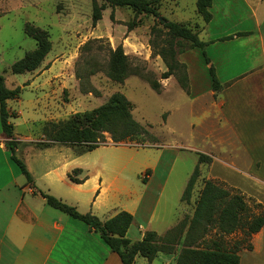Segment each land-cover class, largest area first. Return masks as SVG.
I'll return each instance as SVG.
<instances>
[{
	"label": "rangeland",
	"instance_id": "374dc122",
	"mask_svg": "<svg viewBox=\"0 0 264 264\" xmlns=\"http://www.w3.org/2000/svg\"><path fill=\"white\" fill-rule=\"evenodd\" d=\"M195 1H178L179 19H168L173 6L167 0L161 1L156 11L175 23L190 21L188 26L192 27L197 15ZM224 1L218 0L220 7H224ZM227 1L230 17L245 13L239 5L240 0ZM96 2L102 5L104 1ZM0 5V9L5 7L0 11V75L7 80L10 77L16 88L22 89L18 100L11 102V108L21 113L17 118L10 117L17 134L30 135L32 122L44 119L46 122L65 121L74 114L90 112L103 105L114 93L127 98L133 119L144 128L141 137L120 143L112 142L110 135L105 134L104 146L82 157H77L71 148L58 145L55 150L47 151L49 154L44 153L49 163L65 158L69 164L82 169L84 176L87 169H99L102 182L129 191V195L116 197L121 208L143 196L147 171L154 173V180L167 178L156 213L159 220L163 219L164 228L173 225L174 218L181 212V195L197 166V154H203L211 161L198 166L199 178L189 203H183L188 213L182 219L191 217L195 201L207 180L242 196L252 214L264 215V189L240 175L238 169L243 161V151L228 136L230 134L219 114L220 91L210 94V64H206L205 57L213 55L220 45L210 47L207 52L205 47L203 51L190 49L177 55L176 61L185 66L187 76L188 86L183 90L178 81L179 72L167 79L162 78L167 68L158 52L167 30L152 16H136L130 8L112 11L106 7L101 20L93 25L92 0H0ZM222 23L224 21L218 13L214 27ZM33 29L47 35L50 50L36 70L13 74L11 66L26 53L37 49L38 43L26 34V30ZM198 38L203 37L198 35ZM184 46L188 47V43ZM117 49L122 50L128 61V75L122 82L111 79L106 72L109 54ZM232 54L237 56L235 50ZM28 73L31 76L36 73L44 75L37 80ZM77 74L85 79L83 88ZM228 75L218 70L216 79L221 86ZM154 82L160 85L157 91L151 86ZM36 99L37 110L33 108ZM41 134L35 137L39 138ZM44 155L37 153L33 158H27L24 153L15 152L25 166L30 165L37 172L39 163L44 162ZM14 168L19 171L16 166ZM68 194H71V188H68ZM185 231L186 228L178 244H174L175 239L170 243L175 245V252L171 254L175 258L184 246ZM252 238L246 241L241 232L224 237L231 248L242 240L238 252L240 264H264V233L256 242L255 252ZM249 245L251 250H248ZM159 254L164 253L160 252L156 257Z\"/></svg>",
	"mask_w": 264,
	"mask_h": 264
},
{
	"label": "crops",
	"instance_id": "0c3cea01",
	"mask_svg": "<svg viewBox=\"0 0 264 264\" xmlns=\"http://www.w3.org/2000/svg\"><path fill=\"white\" fill-rule=\"evenodd\" d=\"M167 1L173 6L168 13V19H179V0ZM3 3L2 1L1 5ZM228 5L227 0L224 1V7L219 6L218 0H213L209 9L210 21L204 24L196 15L193 26L197 27L198 35L203 37L200 41L207 44L206 52L210 47L220 45L213 55H208L207 58L217 77L218 70L229 74L220 90L219 114L227 127V133L230 134L227 135L232 137L243 151V161L238 169L240 175L264 189V0H240L239 5L245 13H239L236 18L230 17ZM218 13L224 23L215 28ZM237 34L245 35L238 37ZM227 37L233 38L221 41ZM234 50L237 56L232 54ZM218 51L221 52L219 55L216 54ZM223 69L225 71H222ZM44 73H36L37 77L28 74L32 79L39 80ZM2 76L7 89L16 88V83L10 77L7 80ZM212 93L211 90L210 94ZM16 100L18 98L7 101L10 117L17 118L21 115L19 111L11 108V102ZM36 100L33 108L37 110L39 105L38 99ZM46 120L31 123V137L17 134L16 125L9 118L17 143L16 153H24L27 158H33L37 153L44 155L61 145L44 140L42 134L41 139L35 137L40 135V127ZM5 142L0 126V264H120L118 256L111 253L98 234L81 221L48 206L38 191L50 194L74 206L80 214H90L102 222L120 212L129 213L133 221L126 238L132 242L140 241L145 232L164 236L188 213L180 198L181 212L174 218L173 225L163 228L165 223L163 219H158L156 213L167 178L154 180V173L150 174L149 171L144 176L146 183L143 196L123 208L119 207L121 205L116 197L129 195L125 187L120 189L113 183L102 182L97 168L87 169V175L84 176L82 169L69 164L65 158H58L49 163L45 154L44 162L39 163L38 172L26 164L32 179V183L27 184L26 178L14 168L15 164ZM66 147L71 148L77 157L92 152L80 153L79 148ZM75 171L78 173H74ZM70 175L82 182H73ZM165 175H168V172ZM68 188H71L70 195ZM263 230L264 226L253 235V252L256 242H259L264 233ZM175 259L173 255L159 254L148 262L145 258L136 256L135 264H174Z\"/></svg>",
	"mask_w": 264,
	"mask_h": 264
},
{
	"label": "trees",
	"instance_id": "16d2710c",
	"mask_svg": "<svg viewBox=\"0 0 264 264\" xmlns=\"http://www.w3.org/2000/svg\"><path fill=\"white\" fill-rule=\"evenodd\" d=\"M103 1L102 5H98L96 0H92L91 17L93 25L101 20L102 11L106 7L111 8L112 11L115 8H130L136 16L145 14L159 20L163 28L167 30L165 39L162 40L163 46L158 52L167 68V72L163 74L162 78L167 79L175 72H179L178 81H180L181 88L186 90L188 82L185 66L178 63L176 57L190 49L203 51L207 46L206 43L199 40L197 27L175 23L161 17L156 11V7L163 0ZM212 1L197 0L195 3L196 14L204 24H207L211 19L209 9ZM26 34L34 39L38 46L35 51L26 53L21 60L11 66V72L16 75L36 70L50 50V43L47 41V35L44 32L33 29L31 31L26 30ZM244 35L237 34L236 36ZM232 38H223L221 41ZM185 43H188V47L184 46ZM127 62V57L123 55L121 49L110 52L106 66L107 75L115 81L122 82L128 75ZM205 62L209 64L206 57ZM209 72L211 90L212 92H219L222 86L216 79L212 66L209 67ZM77 78L80 81V87L83 88L85 85L84 77L77 74ZM151 86L156 91L160 88L156 82L152 83ZM20 93V88L7 89L4 78L0 75V126L6 139L5 146L11 153L12 162L26 178L27 184H31L32 179L26 166L15 156L17 143L13 137L12 125L9 123L10 115L7 111V101L19 98ZM131 108L130 102L123 94L114 93L103 105L90 112L74 114L65 121L43 123L41 132L51 144L76 147L80 149V153L93 151L104 146L102 144L106 141L105 134H109L114 143L138 138L144 134V128L133 119ZM210 161L209 157L197 154V166L182 194V203H189L193 187L199 178L198 166L209 164ZM74 173H78V171ZM69 177L73 182H82L74 179L72 175ZM37 193L44 198L48 206L72 219L81 221L98 234L111 253L118 256L120 264H135L136 256L151 262L160 252L168 255L173 254L175 252L174 246L181 241L180 236H182L185 228L184 246L179 251L174 264H239V243L242 240L236 242L231 248L225 242L224 237L241 232L247 241L264 226V215L252 214L242 196L231 193L210 180L204 181L189 220L188 217H185L162 237L154 232H145L142 239L135 242L126 238V233L133 221V217L129 213L120 212L102 222L90 214H80L74 206L50 194L41 191ZM208 235H212V237L207 238ZM174 239L176 243L173 246L170 243ZM248 248L251 250V245Z\"/></svg>",
	"mask_w": 264,
	"mask_h": 264
}]
</instances>
